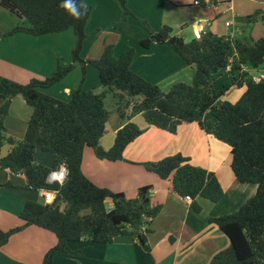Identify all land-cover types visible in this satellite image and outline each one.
<instances>
[{"label": "trees", "instance_id": "1", "mask_svg": "<svg viewBox=\"0 0 264 264\" xmlns=\"http://www.w3.org/2000/svg\"><path fill=\"white\" fill-rule=\"evenodd\" d=\"M116 1L123 10V19L132 15L126 0ZM60 2L0 0L2 8L27 24L0 33V39L19 32L43 36L69 29L76 35L69 65L57 64L50 76L33 78L27 84L1 80L0 151L5 144L10 150L0 159V169L20 174L26 181L25 189L57 192L56 198L60 197V201L51 204L26 202L19 215L21 225L7 231L0 229V247L29 226L47 230L56 237L55 246L45 253L41 264H53L56 254L64 251L69 243L81 240L90 244H110L122 237L146 246L148 227L161 210V205H153L150 201L151 186L140 187L135 198L126 199L123 193L98 187L81 170L85 148H92L100 160H122L126 146L144 132L131 121L139 114L148 126L170 133H175L180 124L195 123L203 132L230 147V167L235 178L240 183L255 185L256 191L236 212L209 219L226 235L230 246L213 256L208 264H264V80L256 83L253 75L241 72L242 67H264V38L253 41L207 32L201 39L185 42L172 35L169 26L151 31L147 38L138 42L141 48L148 49L153 42L166 44L194 70L191 84L178 82L163 92L131 70L134 47H127L115 57L113 46L108 45L97 60H83L80 53L91 7L88 6L83 19L75 20L58 8ZM244 19L249 24L264 23V11H255ZM76 63L82 69L80 85L86 65L97 70L99 92L82 91L80 86L68 102L41 92L71 73ZM228 66L232 84L218 92L212 79L226 72ZM242 86L245 89L237 102L232 104L222 99L231 88ZM108 93L114 94L120 118L127 122L116 132L112 147L105 151L99 140L107 133L108 110L104 99ZM14 98H20L32 109L21 140L8 137L4 127ZM36 149L54 156L52 169L34 163ZM60 165H66L70 172L63 187L59 183H46L49 173ZM143 165L160 179H170L172 191L180 197L189 196L193 201L202 197L217 203L223 196L214 173L190 164L188 158L179 154ZM11 186V183L0 182V188ZM106 200L112 202L110 211L105 208ZM192 208L196 212L200 210L195 202ZM86 209L90 212L82 214Z\"/></svg>", "mask_w": 264, "mask_h": 264}, {"label": "crops", "instance_id": "2", "mask_svg": "<svg viewBox=\"0 0 264 264\" xmlns=\"http://www.w3.org/2000/svg\"><path fill=\"white\" fill-rule=\"evenodd\" d=\"M224 2L126 0L132 15L123 19V10L116 0H84L91 7V13L85 26L86 37L80 57L86 61L97 60L108 45L113 46L114 56L119 57L124 49L134 47L135 55L130 68L137 75L156 84L163 92L178 82L190 84L194 70L168 45L153 42L150 48L144 49L138 42L162 26L171 27L172 35L181 37L185 42L194 39L199 25L204 27L205 34L210 31L217 36L234 38L232 33L227 34L225 23L229 21L226 18H235L237 14L244 17L249 13L245 9L239 11L233 4L228 8L219 6ZM229 24L231 27L232 23ZM17 25H20L18 18L0 6V33H8ZM75 39L76 35L73 36L69 30L43 36L19 32L0 39V93L2 78L27 84L33 78L50 75L60 60L69 65ZM247 72L256 76L249 68ZM81 78V65L76 63L71 73L41 92L68 102L80 86L82 91L101 90L98 72L93 66L86 65L82 85ZM218 80L231 85L233 79L228 71L223 72L212 79L215 89ZM112 96L115 102L108 94L104 99L108 110L107 133L100 138L99 145L105 151L112 147L116 132L127 122V119L117 115V100L113 93ZM17 99L10 103L4 127L9 137L21 140L32 109L20 98L22 102ZM2 104L0 100V107ZM138 117H133L131 121L136 122L144 132L126 146L122 160H100L85 148L81 170L98 187L132 196L131 199L136 197L140 187L151 186L150 201L153 205H161V210L148 227L147 245L122 237L110 244H90L86 240L71 242L53 257V264H208L213 256L230 246L226 235L209 219L236 212L256 191L255 185L240 183L235 178L230 167V147L203 132L195 123L180 124L175 133H170L148 126ZM9 150L10 146L5 144L0 151V159ZM177 154L188 158L190 164L214 173L223 190V196L217 203L202 197L187 202L172 191L170 179H160L143 165ZM34 163L52 169L54 156L36 149ZM0 182L12 184L11 187L0 188V229L7 231L21 225L19 215L26 202H43L44 191L25 189L26 181L20 174L3 169H0ZM192 202L199 206L198 212L192 208ZM111 207L112 202L106 200V210L110 211ZM55 244L53 233L29 226L12 235L8 243L0 247V264H41L45 253Z\"/></svg>", "mask_w": 264, "mask_h": 264}, {"label": "rangeland", "instance_id": "3", "mask_svg": "<svg viewBox=\"0 0 264 264\" xmlns=\"http://www.w3.org/2000/svg\"><path fill=\"white\" fill-rule=\"evenodd\" d=\"M231 4H233V6L236 9L239 8V11H242V10L244 11V9H245V11H247V13H249L248 16L251 15V14H253L255 11L264 10V0H231V1L230 0H225L224 4L223 5L222 4H219V6H224L225 8H228ZM236 14H237V12H236ZM244 17H246V16H244ZM244 17H242V16H240V15L237 14L235 18H232V19L231 18H226V20L229 21L228 23H230V22L232 23V26L231 27L226 26V23L227 22L225 23L226 28H228L227 34L229 32L232 33L234 39H241V38L245 37L247 39H252L253 41H257L258 39L264 38V23H262V22H256L254 24H249L244 19ZM19 21H20V24H22L24 26L27 25L25 23V21L24 22L22 20H19ZM212 22H214V21H212ZM207 30H208V28H207ZM69 32H71L73 34V36H74L73 30L69 29ZM214 35H216V34H214ZM75 42H76V39H75ZM61 55H62V57L65 56L64 54H61ZM58 64H60L61 66H67V65H64L61 60L58 61ZM251 70L254 71V74L255 75H264V67L263 66H260V67H258L256 69H251ZM50 75H48V76H50ZM48 76H46V77H48ZM179 81H182V80H179ZM226 83H229V82H220V80L217 81V83L215 85L217 87L216 89L218 90V92L221 91V90H223V87L225 86ZM54 85H56V84H54ZM226 85H228V84H226ZM244 89H245L244 86L239 87V88H235V87L234 88H231L230 90H228L224 94L223 100L224 101H227L229 103H232V104L235 103V102H237L239 100V98L241 97V95L243 94ZM108 95L111 98V100H114V102H115V99L112 96V94L111 93H108ZM17 100H20V99L18 98ZM111 107H114V104H111ZM115 110H116V112L118 114L116 112L115 113L118 116H120L117 107H116ZM138 115H134L133 117L138 116ZM138 118L143 121V119L141 118V115H139ZM86 149L90 150L94 154V150L92 148H86ZM124 196H125L126 199H131V197H132V196L128 197L125 194H124ZM112 208H113V205H112L111 209ZM108 209H110V207L107 208V210ZM89 212H90L89 209H86V210L82 211V214H88Z\"/></svg>", "mask_w": 264, "mask_h": 264}, {"label": "clouds", "instance_id": "4", "mask_svg": "<svg viewBox=\"0 0 264 264\" xmlns=\"http://www.w3.org/2000/svg\"><path fill=\"white\" fill-rule=\"evenodd\" d=\"M58 8L63 10L68 16L75 20L83 19L88 12V5L84 3V0H61L58 5ZM70 174L66 165H60L59 169L49 173L46 177L45 182H56L63 187L64 183L67 181V177ZM46 191V190H41ZM58 193L55 191H48L46 202L51 204Z\"/></svg>", "mask_w": 264, "mask_h": 264}, {"label": "built area", "instance_id": "5", "mask_svg": "<svg viewBox=\"0 0 264 264\" xmlns=\"http://www.w3.org/2000/svg\"><path fill=\"white\" fill-rule=\"evenodd\" d=\"M198 2H195V4H197ZM226 26H230L229 23H226ZM205 34V29L203 26H198L197 27V30L194 32V39H201V37ZM230 70V66H228V68L226 69V71H229ZM244 71H247V68L246 67H242L241 69V72H244ZM262 80H264V75H256V76H253V81L256 82V83H259L261 82ZM55 171V170H54ZM48 184H53V183H56V182H47ZM47 192L48 191H44L43 192V203L44 204H48L46 202V197H47ZM184 199L187 201V202H191V198L189 196H186L184 197ZM55 200V199H54ZM54 202V201H53ZM52 202V203H53Z\"/></svg>", "mask_w": 264, "mask_h": 264}, {"label": "water", "instance_id": "6", "mask_svg": "<svg viewBox=\"0 0 264 264\" xmlns=\"http://www.w3.org/2000/svg\"><path fill=\"white\" fill-rule=\"evenodd\" d=\"M194 67H195V64H194ZM59 201H60V197L56 198V199L54 200V203H57V202H59Z\"/></svg>", "mask_w": 264, "mask_h": 264}]
</instances>
